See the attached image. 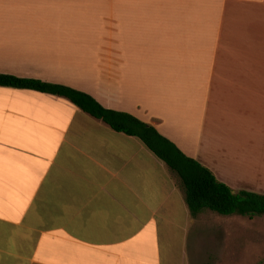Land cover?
Listing matches in <instances>:
<instances>
[{
    "label": "crops",
    "instance_id": "1",
    "mask_svg": "<svg viewBox=\"0 0 264 264\" xmlns=\"http://www.w3.org/2000/svg\"><path fill=\"white\" fill-rule=\"evenodd\" d=\"M0 73L85 92L264 194V0H0ZM261 217L192 216L140 139L0 86V264H263L241 262Z\"/></svg>",
    "mask_w": 264,
    "mask_h": 264
},
{
    "label": "trees",
    "instance_id": "2",
    "mask_svg": "<svg viewBox=\"0 0 264 264\" xmlns=\"http://www.w3.org/2000/svg\"><path fill=\"white\" fill-rule=\"evenodd\" d=\"M0 86L32 89L64 97L113 130L140 139L179 178L192 216L206 209L220 215L264 216V194L234 192L220 182L210 169L185 155L155 127L129 113L105 108L89 94L63 84L0 73Z\"/></svg>",
    "mask_w": 264,
    "mask_h": 264
},
{
    "label": "rangeland",
    "instance_id": "3",
    "mask_svg": "<svg viewBox=\"0 0 264 264\" xmlns=\"http://www.w3.org/2000/svg\"><path fill=\"white\" fill-rule=\"evenodd\" d=\"M230 215H236V216H241L240 214H236V213H234V214H230ZM221 217H226V215H221ZM255 221H258V218L257 219H255ZM263 224H264V218H260V220L256 223V225H258V226H263ZM263 232H264V229H263ZM262 236H264L263 234H261V237ZM260 237V238H261ZM256 240H258V238H256ZM256 240L255 239H252L251 240V244H250V248H248V250H245V255H244V258H243V260H241V262L242 261H244V262H247V261H251V262H254V261H256L258 258H263L264 257V247H262V246H259L258 244H256L255 242H256ZM261 242V241H260ZM259 249H261V250H259ZM262 262H264V259H263V261ZM264 264V263H263Z\"/></svg>",
    "mask_w": 264,
    "mask_h": 264
}]
</instances>
